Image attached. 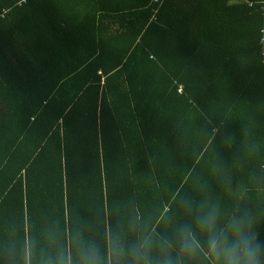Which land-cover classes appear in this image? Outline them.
<instances>
[{
    "label": "trees",
    "instance_id": "1",
    "mask_svg": "<svg viewBox=\"0 0 264 264\" xmlns=\"http://www.w3.org/2000/svg\"><path fill=\"white\" fill-rule=\"evenodd\" d=\"M264 0H0V236L188 197L264 237Z\"/></svg>",
    "mask_w": 264,
    "mask_h": 264
},
{
    "label": "clouds",
    "instance_id": "2",
    "mask_svg": "<svg viewBox=\"0 0 264 264\" xmlns=\"http://www.w3.org/2000/svg\"><path fill=\"white\" fill-rule=\"evenodd\" d=\"M0 264H264V237L250 214L185 197L166 216L129 207L111 223L49 219L31 235L11 231L0 236Z\"/></svg>",
    "mask_w": 264,
    "mask_h": 264
},
{
    "label": "built area",
    "instance_id": "3",
    "mask_svg": "<svg viewBox=\"0 0 264 264\" xmlns=\"http://www.w3.org/2000/svg\"><path fill=\"white\" fill-rule=\"evenodd\" d=\"M263 32H264V30H263ZM262 40H263V48H264V33H263V38H262ZM263 55H264V49H263Z\"/></svg>",
    "mask_w": 264,
    "mask_h": 264
}]
</instances>
